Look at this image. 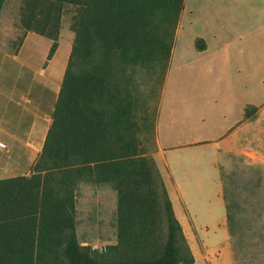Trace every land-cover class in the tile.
Masks as SVG:
<instances>
[{
    "label": "trees",
    "instance_id": "1",
    "mask_svg": "<svg viewBox=\"0 0 264 264\" xmlns=\"http://www.w3.org/2000/svg\"><path fill=\"white\" fill-rule=\"evenodd\" d=\"M67 6L75 37L34 168L46 175L0 180V264H194L137 92L138 76L169 63L184 0H23L21 27L54 41L50 57ZM81 184L117 194V241L103 252L78 236Z\"/></svg>",
    "mask_w": 264,
    "mask_h": 264
},
{
    "label": "rangeland",
    "instance_id": "2",
    "mask_svg": "<svg viewBox=\"0 0 264 264\" xmlns=\"http://www.w3.org/2000/svg\"><path fill=\"white\" fill-rule=\"evenodd\" d=\"M238 2L186 0L166 68L138 76L140 115L146 111L144 132L151 138L147 154L161 172L194 264H264V26L251 25L264 23V2L263 13L253 19L247 9H255L254 1ZM22 4L7 0L0 16V42L16 49L33 34L21 61L2 73L0 96L5 83L27 68L56 101L75 37L76 9L65 8L58 48L50 57L54 41L21 27ZM199 37L208 52L196 60ZM224 44L228 58L219 56ZM245 106L253 118L236 126ZM157 137L166 145L158 152ZM195 141L200 142L186 145ZM77 221L81 244L103 252L117 241L116 192L82 185Z\"/></svg>",
    "mask_w": 264,
    "mask_h": 264
},
{
    "label": "crops",
    "instance_id": "3",
    "mask_svg": "<svg viewBox=\"0 0 264 264\" xmlns=\"http://www.w3.org/2000/svg\"><path fill=\"white\" fill-rule=\"evenodd\" d=\"M250 1H254V4H256L255 9H247L249 14H246L247 16L251 15L252 17L249 16V18L253 19V17L263 13V7H260V5L263 4L264 0ZM237 3L240 4L238 0ZM186 5V0H184L183 8H186ZM251 25L252 27L256 25L257 28H260L264 26V23L262 20L258 24L253 22ZM30 35L33 34H26L24 41L16 49L11 44L9 45V43L0 42V78L3 76V72H9L10 68H13L15 64L21 61V53L24 51ZM199 40L204 41V44L199 43L202 45L201 48H199L196 42ZM196 41L197 51H195V56L196 60H199L208 52V47L204 37H199ZM222 47L226 49L221 50L219 56L228 58L227 48L229 45L224 44ZM239 72L240 69H237V73ZM1 92L0 104H2L3 108L0 109L2 110L0 113V137H6L9 143L0 138V142L7 144V148L5 149L0 147V180L44 178L46 172L38 171L34 168L40 159L48 130L52 125V115L59 91L56 94L55 101V96L49 92V87L45 82L40 83L33 80L32 75H29V69L26 68L25 72L21 70L17 74H14L10 83H5V87ZM242 109L243 107L240 111ZM9 110L13 117L9 116ZM242 114L244 119L242 123L236 121V126L247 125L250 119L253 118L247 114L246 106ZM156 133L158 134V129ZM223 140L219 141L220 145L223 143ZM162 141L163 137H157V152L158 149L161 151L166 146ZM199 142L195 141V143H187L186 145H196ZM228 143L232 144V146L234 145L232 140ZM82 185L84 184L79 186L78 195L80 194V187ZM112 244H116V241H113Z\"/></svg>",
    "mask_w": 264,
    "mask_h": 264
},
{
    "label": "built area",
    "instance_id": "4",
    "mask_svg": "<svg viewBox=\"0 0 264 264\" xmlns=\"http://www.w3.org/2000/svg\"><path fill=\"white\" fill-rule=\"evenodd\" d=\"M0 147L5 149V148H7V144L4 142H0ZM100 251L102 252V249Z\"/></svg>",
    "mask_w": 264,
    "mask_h": 264
}]
</instances>
